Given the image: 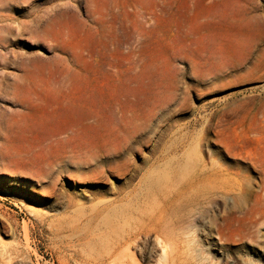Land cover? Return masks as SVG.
<instances>
[{
	"label": "rangeland",
	"instance_id": "374dc122",
	"mask_svg": "<svg viewBox=\"0 0 264 264\" xmlns=\"http://www.w3.org/2000/svg\"><path fill=\"white\" fill-rule=\"evenodd\" d=\"M5 1L13 31L23 30L19 47L4 50L5 56L10 62L14 50L40 53L36 79L44 86L38 97L30 95L28 108L11 106L5 89L23 72L15 64L6 80L0 72V264H93L91 247L100 240L91 237L89 226L71 227L79 214L129 191L128 182L144 185L142 178L155 167L159 176L167 168L178 171L188 156L234 170L237 182L234 193L220 189L217 203L206 204L199 233L182 258L201 251L213 264H264V0ZM117 4L125 10L122 55L111 49L107 27L119 25ZM253 5L260 7L257 15ZM137 7L141 18L134 19ZM93 11L106 14V27L93 21ZM43 27L52 39L32 42V33ZM134 58L138 75L129 78ZM109 63L119 65L125 77L106 73ZM118 95L132 123L103 130L108 143L124 144L118 163H130L137 177L81 180L73 159L43 139L77 105ZM9 110L25 120L24 128L10 129V143ZM101 130L91 128L88 135L98 137ZM136 259L156 263L142 253Z\"/></svg>",
	"mask_w": 264,
	"mask_h": 264
},
{
	"label": "bare ground",
	"instance_id": "6f19581e",
	"mask_svg": "<svg viewBox=\"0 0 264 264\" xmlns=\"http://www.w3.org/2000/svg\"><path fill=\"white\" fill-rule=\"evenodd\" d=\"M7 3L5 0H0V72L2 73V79L6 80L12 74L7 71V68L15 64V67L20 68L23 74L15 75L17 80L12 81L10 85L7 84L11 89H5L4 94H6L9 105L20 104L23 108H28L31 103L30 95L33 94L38 97V91L44 86L41 84V78L36 79V72L41 70V61L44 58L37 52L27 53L14 50L13 60L8 61L4 50H8L10 47H19L18 43L21 40L23 30L17 28L13 31L10 25L11 22H9L12 20L11 15L6 12ZM138 8L133 11L134 19L141 18ZM259 9L260 7L257 5L252 7V11L256 15ZM115 13V20L119 25L115 29L111 25L107 26L111 31L109 45L113 46L110 47L113 51L122 55L121 30L122 17L124 18L125 13L124 6L117 4ZM92 17L99 27H106L104 25L106 23L105 13L98 12L96 15L93 11ZM43 26L45 25L43 24ZM42 29L41 32L39 31L40 33L38 31L34 35L32 33L30 39L32 42L52 39L47 29L45 27ZM104 35L107 38V34ZM52 47L53 50L58 49L55 44H52ZM103 67L111 77H125L123 69L115 63H109ZM129 68L131 75L127 77H137L139 69L137 59H133ZM55 87L59 88V86ZM2 94L0 95L2 96ZM98 100L95 99L86 102V104L77 105L72 116L61 121V126L55 127L51 124V129H60H54L55 131L50 135L48 134L46 139L43 140H50L48 147L57 145L55 146L57 154L73 159L76 165L74 168L75 176L81 180L87 179L89 182L88 179H106L108 175L118 176L119 178L128 175L130 180H134L137 177L136 168H129L130 163L125 165L121 161L118 163L119 158H122L126 151L124 144L108 143L107 135L103 130V128L121 129L129 127L132 119L128 117V108L124 106L123 99L119 95L114 99L106 100L100 97ZM15 115L12 110H9L8 115L5 117V128H7L5 139L9 143L10 129L15 128L16 125L19 128L25 126V120L22 118L17 119ZM135 119L137 120L138 117H135ZM135 125L139 126L138 124ZM91 128H102L98 137V134L94 137L88 135ZM9 143L7 147L10 148ZM43 146L45 145L43 144ZM60 146L63 147L59 149ZM172 151L177 152V149L175 148ZM7 152L9 153V149H7ZM166 157L168 158V156ZM174 157L176 156L172 158L175 159ZM182 164L178 171L170 170V168H167V170L165 167V174L162 176L155 175V169L157 170V167H155L146 178H142V182L145 179L144 185L134 186L130 182L125 183L130 188L129 191H118L114 197L98 201L100 204L91 207L88 213L82 212L79 214L81 218L72 223L71 227L75 229V227H79V225L76 226L79 223L85 227L89 226V228L94 229L91 237L94 238L98 235L100 240L91 247L89 256L94 261L93 264H140L136 259V253H142L145 259L148 256L150 258L155 257V264H176L178 262L183 264L190 257L193 260L195 259V264L214 263L204 257L199 247L195 250L200 252L193 251V254H196L190 256L189 259L186 258V255L182 258L183 252H185L183 250L189 249L187 244L189 240L192 241V235L199 233V226L203 222L206 204L211 205L210 203H212L215 205L217 203L220 189L227 188L229 192L234 193L237 182L235 171L223 167L217 161L208 165L203 157L188 156ZM47 166H50V164H47ZM172 169L174 168L172 167ZM226 179L227 182L224 183ZM234 208L232 206L231 212H234ZM103 236H105V239H103ZM93 238L90 241L94 243Z\"/></svg>",
	"mask_w": 264,
	"mask_h": 264
}]
</instances>
